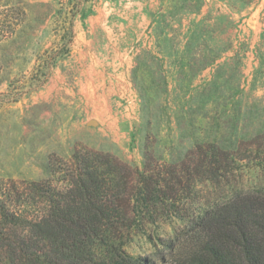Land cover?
Wrapping results in <instances>:
<instances>
[{
    "label": "rangeland",
    "instance_id": "obj_1",
    "mask_svg": "<svg viewBox=\"0 0 264 264\" xmlns=\"http://www.w3.org/2000/svg\"><path fill=\"white\" fill-rule=\"evenodd\" d=\"M1 28L0 184L64 190L77 158L142 169L196 145L243 158L264 134V0H0ZM250 151L227 179L183 195L188 216L137 218L117 245L169 261L184 217L264 189Z\"/></svg>",
    "mask_w": 264,
    "mask_h": 264
},
{
    "label": "trees",
    "instance_id": "obj_2",
    "mask_svg": "<svg viewBox=\"0 0 264 264\" xmlns=\"http://www.w3.org/2000/svg\"><path fill=\"white\" fill-rule=\"evenodd\" d=\"M6 33L0 29V41ZM256 141L245 145L243 158L215 145H196L177 163L145 157L142 169L110 155L77 158L64 190L47 182L0 184V264H155L121 250L123 230L137 218L188 216L180 214V202L197 183L227 179L252 147L264 162V134ZM37 198L45 213L30 216L28 205L39 203ZM184 219L169 246L171 259L162 264H264V189Z\"/></svg>",
    "mask_w": 264,
    "mask_h": 264
},
{
    "label": "water",
    "instance_id": "obj_3",
    "mask_svg": "<svg viewBox=\"0 0 264 264\" xmlns=\"http://www.w3.org/2000/svg\"><path fill=\"white\" fill-rule=\"evenodd\" d=\"M89 125H95L94 121L89 122Z\"/></svg>",
    "mask_w": 264,
    "mask_h": 264
}]
</instances>
